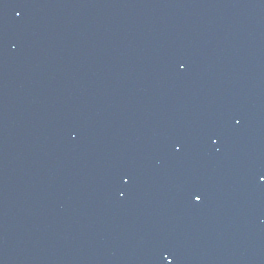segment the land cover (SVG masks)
Masks as SVG:
<instances>
[{
  "label": "snow or ice",
  "instance_id": "snow-or-ice-1",
  "mask_svg": "<svg viewBox=\"0 0 264 264\" xmlns=\"http://www.w3.org/2000/svg\"><path fill=\"white\" fill-rule=\"evenodd\" d=\"M17 15H19V13H18ZM262 179H264V177H262ZM195 199H196L197 201H200V200L202 199V196H201V195H196V196H195Z\"/></svg>",
  "mask_w": 264,
  "mask_h": 264
}]
</instances>
